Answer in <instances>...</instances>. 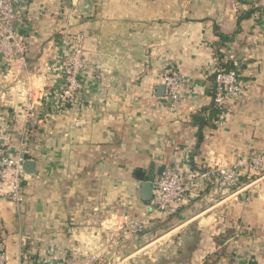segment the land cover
<instances>
[{
    "label": "crops",
    "instance_id": "0c3cea01",
    "mask_svg": "<svg viewBox=\"0 0 264 264\" xmlns=\"http://www.w3.org/2000/svg\"><path fill=\"white\" fill-rule=\"evenodd\" d=\"M96 1L84 16L78 0H17L27 53L7 62L0 48V138L36 162L19 205L0 196L8 264H85L102 253L106 264H142L144 250L153 264H264V174L229 192L205 186L177 209L154 212L142 197L152 164L156 181L162 165L228 166L264 152V13L239 21L264 0ZM219 31L235 37L218 51L243 96L200 140L194 115L213 102ZM76 34L83 86L59 110L47 95ZM173 71L182 95L169 105ZM134 219L146 229L124 235ZM176 239L178 256L155 263L157 245Z\"/></svg>",
    "mask_w": 264,
    "mask_h": 264
},
{
    "label": "built area",
    "instance_id": "2783aa9c",
    "mask_svg": "<svg viewBox=\"0 0 264 264\" xmlns=\"http://www.w3.org/2000/svg\"><path fill=\"white\" fill-rule=\"evenodd\" d=\"M17 0H0V48L7 62L17 58H24L27 48L18 35L16 22L21 17L16 10ZM96 1V0H94ZM73 47L63 62V81L60 87L51 90L48 98L53 99L56 107L61 110L68 102L82 90L80 80L83 67L82 53L84 38L81 34L66 36ZM164 100L169 105H176L181 99V78L178 72L173 71L164 75ZM213 101L216 106L228 108L230 100H238L243 96V88L239 71L236 69L216 68L213 88ZM47 99V97L45 98ZM228 110V109H227ZM28 160L22 151L14 152L9 144L0 138V196L9 198L20 204L23 200V185L26 172L24 164ZM264 174V152L255 154L247 159H241L233 165L220 164L202 166L200 170L187 169L179 171L166 167L159 178L154 182L153 196L149 202L150 210L177 209L197 195L200 189L210 185L217 191L229 192L241 183L240 178L248 179ZM123 234H140L146 229V222L140 219L130 220L124 224ZM105 253L93 256V260L85 264H106ZM0 264H8L7 247L3 238H0ZM51 264H69L66 259L54 260ZM108 264V263H107Z\"/></svg>",
    "mask_w": 264,
    "mask_h": 264
},
{
    "label": "trees",
    "instance_id": "16d2710c",
    "mask_svg": "<svg viewBox=\"0 0 264 264\" xmlns=\"http://www.w3.org/2000/svg\"><path fill=\"white\" fill-rule=\"evenodd\" d=\"M242 3H252V0H239ZM254 10H259L262 11V13H264V8H260V6H256L253 9H250V11H246L245 13H243L242 15L239 16V21H242L248 17L251 16V13L254 12ZM234 36L230 35V34H224L222 32H217V41H216V50H219V45H225V43L234 40ZM218 55V66L220 68H225V69H236L237 68L234 65L228 64L226 62H222V57L223 55L221 53H219V51L217 52ZM227 112V107L225 106H216L214 101L212 102V104L210 105V107L205 108L204 110H201L199 112H197L194 115V122L196 123V125L198 126L199 130H200V140L203 139V132L202 130L208 126L210 127H215L217 126L218 122L221 120L222 115ZM192 169L194 170H200V166L197 164H192ZM246 177L242 176L240 178L241 182L244 181ZM211 186L208 185L206 188H210ZM200 192V191H199ZM198 192V194H199Z\"/></svg>",
    "mask_w": 264,
    "mask_h": 264
},
{
    "label": "water",
    "instance_id": "95a60500",
    "mask_svg": "<svg viewBox=\"0 0 264 264\" xmlns=\"http://www.w3.org/2000/svg\"><path fill=\"white\" fill-rule=\"evenodd\" d=\"M97 3L98 1L94 0H78V3L75 7V13L78 15L90 16L93 13ZM166 167V165H162L157 171V174L161 175ZM24 170L27 174H34L36 172V162L29 159L26 160L24 164ZM155 175V166L152 164L148 172V179L143 182L142 197L145 200H151V197L153 196L154 182L156 177Z\"/></svg>",
    "mask_w": 264,
    "mask_h": 264
},
{
    "label": "rangeland",
    "instance_id": "374dc122",
    "mask_svg": "<svg viewBox=\"0 0 264 264\" xmlns=\"http://www.w3.org/2000/svg\"><path fill=\"white\" fill-rule=\"evenodd\" d=\"M163 230V229H161ZM161 230H159V233L161 232ZM166 230V229H165ZM164 231V230H163ZM156 233L158 234V232L156 231ZM176 241V245L174 244V242ZM172 240V243L174 246H168L170 245L169 243L171 242V240H168V243L167 244H162V245H157L158 247L157 248H162V250L160 251L161 253H158L156 252L157 254H159V256L157 257L155 254H153V258H157V261L155 263H161L163 262L164 258H166L168 261H172L174 260V258H176L178 256V250L180 249V245H178V241L177 239L176 240ZM166 247V248H164ZM165 249V250H163ZM149 251V250H148ZM145 252H147V250H144V251H141L139 253V261L140 262H143L142 264H153L152 262L150 263V260L147 258L149 255L145 254ZM166 252V253H164ZM161 254V255H160Z\"/></svg>",
    "mask_w": 264,
    "mask_h": 264
}]
</instances>
